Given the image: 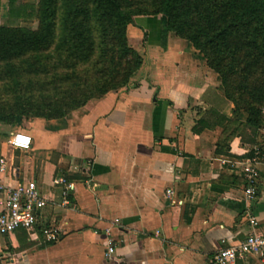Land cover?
Segmentation results:
<instances>
[{
  "label": "crops",
  "instance_id": "crops-1",
  "mask_svg": "<svg viewBox=\"0 0 264 264\" xmlns=\"http://www.w3.org/2000/svg\"><path fill=\"white\" fill-rule=\"evenodd\" d=\"M142 25L158 60L139 82L0 136V165L4 158L7 166L0 198L3 186L34 180L50 201L37 231L0 234V264H212L217 250L254 231L264 236L259 131L251 135L249 115L194 46L167 39L154 19ZM17 131L32 136L29 150L9 143ZM253 167L261 177L249 201L245 175ZM60 176L74 185L71 205L55 184ZM51 223L60 229L56 242L41 232Z\"/></svg>",
  "mask_w": 264,
  "mask_h": 264
},
{
  "label": "trees",
  "instance_id": "trees-1",
  "mask_svg": "<svg viewBox=\"0 0 264 264\" xmlns=\"http://www.w3.org/2000/svg\"><path fill=\"white\" fill-rule=\"evenodd\" d=\"M220 1L222 13L217 14L216 18L206 13L191 19L188 16L190 9L186 8L188 0H161L155 14H164L168 19L165 25L167 30H174L204 53L208 65L222 79L227 97L238 109H242L230 90L234 82L228 76L240 71L229 62L227 55L240 30L247 38L240 40L249 41L246 47L264 51V0ZM1 8L0 0V12ZM26 10V6L10 0V24L0 25V61L9 66V71L16 70L14 59L20 58L22 66L33 71L39 80L51 83L61 78L76 77L78 65H90L92 71L98 69L88 75L95 78V83H85L79 92L77 89L71 90L68 94L71 101L64 104L59 112H45L43 109L37 112L39 117L47 120L63 118L70 110L85 106L93 98H102L111 91L127 87L134 72L141 66L140 61H133V55L138 54L128 43V26L134 14L122 0H39L33 12L28 14ZM34 16L38 20L36 29L19 23L21 19ZM109 33L113 36L115 47L111 57L107 58L106 38ZM232 52L235 60L236 50ZM51 60L66 62L73 70L50 74L48 64ZM21 81L16 79L12 82L16 92ZM23 106L20 105V108ZM243 109L249 115L247 129L254 135L261 126V120L256 116L261 114L260 109L256 106ZM14 115L0 116V121L13 124L16 121ZM204 122L205 119L201 124ZM262 156L263 152L253 153V157Z\"/></svg>",
  "mask_w": 264,
  "mask_h": 264
},
{
  "label": "rangeland",
  "instance_id": "rangeland-1",
  "mask_svg": "<svg viewBox=\"0 0 264 264\" xmlns=\"http://www.w3.org/2000/svg\"><path fill=\"white\" fill-rule=\"evenodd\" d=\"M122 1L126 7L130 8L132 14H134L128 26V43L134 52L138 54L137 56L133 55V61L141 62L140 68L134 72L131 78V84L132 82H139L146 73L147 68L152 65L154 61L158 60L154 57L157 51H152L151 49V37L149 31L142 25L143 21L148 18L154 19L156 20L157 28L160 23V31L163 35H166L167 39L169 36H171V38L180 36L177 35L174 30L166 29L165 25L168 19L164 14H155L161 0ZM1 4L0 25L8 26L10 24V0H1ZM16 4L26 6V13L29 14L37 8L39 0H16ZM186 8L190 9L188 16H190L191 19H194L198 14L206 13H211L216 18L218 16L217 14L222 13L220 0H188ZM19 23L30 29H36L38 26V20L35 16L33 18L21 19ZM112 37V34L109 33L106 38L108 49L107 58L111 57L113 48L115 47V42ZM242 37L247 40L243 30H240V33L235 37L233 46L227 55L229 62H232V65L240 71L239 74H228V76L232 77L231 81L234 82L230 90L233 92L238 105L242 107V109L248 107L253 109V106L260 109L261 114L256 116L261 120L260 130L258 131L261 135L260 137L264 140V51L260 52L246 47L249 41L242 42L240 40ZM182 39L193 46L188 39ZM232 51L235 52L236 61L232 58ZM199 52L206 59L204 53L201 51ZM20 61V58L14 59V66L16 68L14 72L8 70L9 66L6 65L5 62L0 61V116L15 114L14 117L16 120L13 124H6L0 121V136H6L7 132L12 130L29 129L35 121L44 119L37 115V112L40 113L43 109L45 112L51 110L54 113L62 109L64 104H67L70 100L68 94L71 90L77 89L79 92V90H83V85L85 83H95V78H89L88 75L98 70L93 69L94 71H92V66L90 65H78L76 68L78 75L76 77L61 78L49 83L41 79L39 80L37 75H35L33 71L23 67ZM48 67L50 74H60L73 70L66 62L60 63L58 60H51ZM98 68L100 69L101 67ZM89 70L91 71L89 72ZM12 75L15 76L12 77ZM16 79L23 80L19 83L18 88H16L17 92L12 86L13 80ZM123 88L125 87L111 92H116ZM96 99L100 98H93L90 101ZM20 105H24L23 108H20ZM65 108H68V106ZM79 109L80 108L70 110L66 116ZM18 110H22L24 113H19Z\"/></svg>",
  "mask_w": 264,
  "mask_h": 264
},
{
  "label": "built area",
  "instance_id": "built-area-1",
  "mask_svg": "<svg viewBox=\"0 0 264 264\" xmlns=\"http://www.w3.org/2000/svg\"><path fill=\"white\" fill-rule=\"evenodd\" d=\"M9 143L16 149L29 150L33 145L32 136L25 131H17L12 134ZM6 161L1 160L0 170L5 172ZM246 196L249 201L257 198L259 193L260 170L253 167L247 170ZM56 185H63V205H71L70 191L73 184L65 177L60 176L55 181ZM2 197L0 198V234L10 236L17 230H25L29 233L37 231L40 225L42 211L49 205V199L40 191L34 180H26L16 187L3 186ZM251 224L257 226L256 220L252 219ZM44 238L49 242H56L60 238V229L56 224L44 225L41 228ZM115 251V244L110 243L107 256L112 257ZM250 256H256L264 260V236L252 232L237 245L223 247L217 250L211 260L212 264H238Z\"/></svg>",
  "mask_w": 264,
  "mask_h": 264
}]
</instances>
